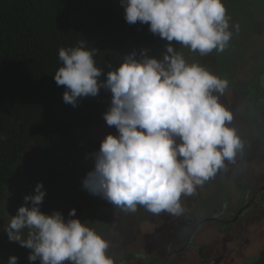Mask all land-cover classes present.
<instances>
[{"label":"clouds","instance_id":"1","mask_svg":"<svg viewBox=\"0 0 264 264\" xmlns=\"http://www.w3.org/2000/svg\"><path fill=\"white\" fill-rule=\"evenodd\" d=\"M120 4L128 24H147L166 44L160 59L148 58L146 50H141L140 59L135 52L124 57L103 82L99 80L103 70L94 60L97 49L88 50L78 42L58 50L63 66L53 79L57 86H65V103L75 107L78 98L95 97L101 88L111 92L103 119L117 135L101 141L82 187L126 212L134 213L140 206L154 215L178 217L185 211L181 198L214 178L226 162L235 164L245 142L230 126L232 112L220 102L228 80L197 62L189 63L173 42L200 56L223 52L232 37L231 17L223 0H120ZM42 187L38 183L35 194L24 197L31 206L19 207L4 228L9 241L31 250L29 262L114 264L109 241L87 222L40 211ZM68 215L74 217L75 209ZM7 264H17V257H9Z\"/></svg>","mask_w":264,"mask_h":264},{"label":"rangeland","instance_id":"2","mask_svg":"<svg viewBox=\"0 0 264 264\" xmlns=\"http://www.w3.org/2000/svg\"><path fill=\"white\" fill-rule=\"evenodd\" d=\"M223 3L231 17L232 32L226 49L200 56L182 46L180 52L189 63L197 62L228 80L229 86L220 102L232 112L234 119L230 126L236 128L245 142V150L236 163L226 162V167L214 178L197 186L192 195L182 197L185 211L178 217L167 213L154 215L140 206L134 213L126 212L82 187V181L94 167L93 154L99 151L101 141L106 135H117L115 127L107 124L91 129L75 147L57 144L40 162L28 158L30 165L12 182L0 213L4 245L0 264H7L11 256L17 257V264H40L39 260L29 262L31 250L9 241L4 231L19 207L31 206L30 202L25 204L24 197L34 195L38 183L45 192L40 211L46 215L57 211L65 220L87 222L109 241L108 254L114 264H159L168 257L170 243L175 250L176 242L187 237L196 224L193 245L207 239L208 250L217 248L220 242L225 246L221 249L224 258L220 260L217 256V264H225L226 260L229 264H250L257 260L264 250V206L252 205L244 212L245 216L226 226L223 222L233 211H239L246 197L264 182V110L256 99L258 76L264 70V0H223ZM70 209H75L74 217L68 215ZM215 215L227 219L216 225L202 222ZM190 244L188 252L175 251L167 264H208L196 257Z\"/></svg>","mask_w":264,"mask_h":264},{"label":"trees","instance_id":"3","mask_svg":"<svg viewBox=\"0 0 264 264\" xmlns=\"http://www.w3.org/2000/svg\"><path fill=\"white\" fill-rule=\"evenodd\" d=\"M120 0H0V213L12 182L53 146L75 147L87 131L106 124L111 103L104 88L95 97L63 101L65 86L53 76L62 62L60 48L83 42L97 49L101 82L124 57L160 59L166 42L147 24H128ZM176 51L181 45L173 42ZM4 249L0 227V254ZM250 264H264V250Z\"/></svg>","mask_w":264,"mask_h":264},{"label":"flooded vegetation","instance_id":"4","mask_svg":"<svg viewBox=\"0 0 264 264\" xmlns=\"http://www.w3.org/2000/svg\"><path fill=\"white\" fill-rule=\"evenodd\" d=\"M257 91H258V95H257V104L260 106V108L262 110H264V70H262L258 76V85H257ZM252 205L255 206H264V182H262V184L251 194H249L246 197V200L243 203V206L241 207V209L237 212L233 211V214L231 216H229V219L227 218H223V217H219L217 215L215 216H210L207 217L206 219H204L202 222L206 225L208 223L210 224H214L216 225L218 222H222L223 219H227L225 220L223 223L226 226L229 223H232L236 220H238L241 216H245V213L249 207H251ZM198 224H196L193 227V231L185 238H180L176 243V249L173 250V243H170V249L169 251V255L168 257L162 261L159 264H167L170 260V258L172 257L171 255L176 252H183L186 253L190 250L191 248V244L194 248V253L196 255V257H200L203 258V262H207L208 264H217L218 260L217 256H219L220 260H222L224 258V256L221 254V249L224 248V245H221L222 243L220 242V246H218L217 248L215 246H213V248L211 250H208V245H207V239L201 240L200 243L198 245H193V237H194V233L197 229ZM219 225V224H218ZM207 230V229H203ZM180 232V230L178 231ZM182 233V232H181ZM178 237H180V234H177ZM223 241V239H222ZM225 242V240H224ZM227 247V246H226ZM223 253L226 254V251L223 250ZM208 254V255H207ZM142 257V256H141ZM140 256H138V258L141 259ZM120 262V261H119ZM117 261V263H119ZM136 262V260H135ZM230 262H228V260H226L225 264H229ZM122 264V263H120ZM152 264H158V263H152Z\"/></svg>","mask_w":264,"mask_h":264}]
</instances>
